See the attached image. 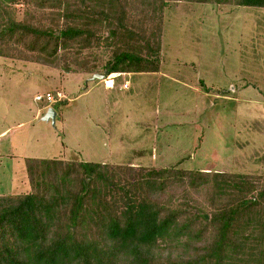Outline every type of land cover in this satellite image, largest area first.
Segmentation results:
<instances>
[{
    "label": "trees",
    "instance_id": "16d2710c",
    "mask_svg": "<svg viewBox=\"0 0 264 264\" xmlns=\"http://www.w3.org/2000/svg\"><path fill=\"white\" fill-rule=\"evenodd\" d=\"M6 1L21 2L24 17ZM172 1L180 0H0V41L15 45L6 52L1 42L0 55L65 74L158 72ZM42 11L52 23L32 20ZM95 46L114 47L103 66L90 64ZM179 163L26 158L31 190L0 195V264H264V177Z\"/></svg>",
    "mask_w": 264,
    "mask_h": 264
},
{
    "label": "rangeland",
    "instance_id": "374dc122",
    "mask_svg": "<svg viewBox=\"0 0 264 264\" xmlns=\"http://www.w3.org/2000/svg\"><path fill=\"white\" fill-rule=\"evenodd\" d=\"M5 5L24 17L21 2ZM41 13L32 20L52 23ZM0 43L15 52L10 39ZM113 48L89 49L90 64L103 66ZM159 67L120 76L109 90L91 73L0 55V195L31 190L26 158L154 167L181 161L178 168L264 177V7L170 2ZM47 92L63 98L34 100ZM49 107L53 121L42 117Z\"/></svg>",
    "mask_w": 264,
    "mask_h": 264
},
{
    "label": "built area",
    "instance_id": "2783aa9c",
    "mask_svg": "<svg viewBox=\"0 0 264 264\" xmlns=\"http://www.w3.org/2000/svg\"><path fill=\"white\" fill-rule=\"evenodd\" d=\"M124 87H126V83L123 84ZM63 98V95L60 92H56L55 95H52L51 93L47 92L45 94H38L34 97L35 101H45L48 104L55 103L61 101Z\"/></svg>",
    "mask_w": 264,
    "mask_h": 264
},
{
    "label": "crops",
    "instance_id": "0c3cea01",
    "mask_svg": "<svg viewBox=\"0 0 264 264\" xmlns=\"http://www.w3.org/2000/svg\"><path fill=\"white\" fill-rule=\"evenodd\" d=\"M150 73H158V72H150ZM111 75V76H110ZM125 76V75H132V73H112V74H109L108 76L110 77L109 80L108 79H104V86L105 88L111 90L115 87L116 83H115V80L116 78L120 77V76ZM125 82H129V80H124V82L122 83V88H124L123 84ZM43 109V108H42ZM47 110V109H46ZM45 110V111H46ZM39 113V112H38ZM56 117V116H55Z\"/></svg>",
    "mask_w": 264,
    "mask_h": 264
},
{
    "label": "water",
    "instance_id": "95a60500",
    "mask_svg": "<svg viewBox=\"0 0 264 264\" xmlns=\"http://www.w3.org/2000/svg\"><path fill=\"white\" fill-rule=\"evenodd\" d=\"M107 75H108L107 73H103V74L94 73L91 79L92 80L93 79L104 80L106 79ZM55 116H56V111L52 107H49L42 117H43V120L51 119L53 121L55 119Z\"/></svg>",
    "mask_w": 264,
    "mask_h": 264
}]
</instances>
